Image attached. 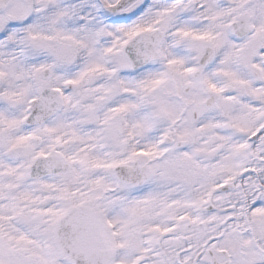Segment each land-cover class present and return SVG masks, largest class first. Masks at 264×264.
<instances>
[{
  "label": "snow or ice",
  "instance_id": "6c2138e0",
  "mask_svg": "<svg viewBox=\"0 0 264 264\" xmlns=\"http://www.w3.org/2000/svg\"><path fill=\"white\" fill-rule=\"evenodd\" d=\"M0 264H264V0H0Z\"/></svg>",
  "mask_w": 264,
  "mask_h": 264
}]
</instances>
